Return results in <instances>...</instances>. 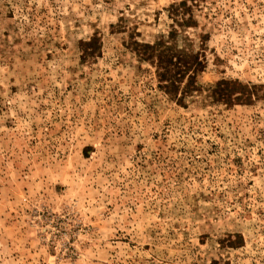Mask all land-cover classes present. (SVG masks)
Listing matches in <instances>:
<instances>
[{"label":"rangeland","instance_id":"1","mask_svg":"<svg viewBox=\"0 0 264 264\" xmlns=\"http://www.w3.org/2000/svg\"><path fill=\"white\" fill-rule=\"evenodd\" d=\"M180 1L0 0V264H264V0H187L184 103L128 46Z\"/></svg>","mask_w":264,"mask_h":264},{"label":"trees","instance_id":"2","mask_svg":"<svg viewBox=\"0 0 264 264\" xmlns=\"http://www.w3.org/2000/svg\"><path fill=\"white\" fill-rule=\"evenodd\" d=\"M174 16L172 25L166 34H160L152 42H139L130 36L128 46L141 61H147L155 67L157 79L166 92L171 93L176 101L184 103L196 88L195 77L204 67V62L197 51L189 47L187 38L182 32L196 25L191 7L187 0H181L172 6ZM95 38L82 42L84 55L94 51ZM182 43V44H181ZM256 84H242L237 80L221 79L209 90V96L216 102L231 104L235 101L250 102L258 97ZM196 90V89H195ZM235 244L228 239L226 246ZM211 264L219 263L212 260Z\"/></svg>","mask_w":264,"mask_h":264}]
</instances>
